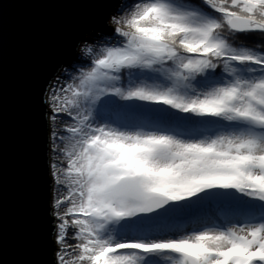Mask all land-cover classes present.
Wrapping results in <instances>:
<instances>
[{
  "label": "snow or ice",
  "instance_id": "obj_1",
  "mask_svg": "<svg viewBox=\"0 0 264 264\" xmlns=\"http://www.w3.org/2000/svg\"><path fill=\"white\" fill-rule=\"evenodd\" d=\"M107 25L45 89L54 264H264V0H122Z\"/></svg>",
  "mask_w": 264,
  "mask_h": 264
},
{
  "label": "water",
  "instance_id": "obj_2",
  "mask_svg": "<svg viewBox=\"0 0 264 264\" xmlns=\"http://www.w3.org/2000/svg\"><path fill=\"white\" fill-rule=\"evenodd\" d=\"M120 0H0V264H54L45 89Z\"/></svg>",
  "mask_w": 264,
  "mask_h": 264
},
{
  "label": "rangeland",
  "instance_id": "obj_3",
  "mask_svg": "<svg viewBox=\"0 0 264 264\" xmlns=\"http://www.w3.org/2000/svg\"><path fill=\"white\" fill-rule=\"evenodd\" d=\"M121 2H122V0L120 1V3ZM112 27H114V26H112ZM111 30L109 31V33L111 32ZM96 33H99L100 34V37L106 36V34H102L100 32H96ZM250 35L253 36V37H259V34L258 33H252ZM100 37H98V38H100ZM86 66H87V58L86 57H83L82 53H80L75 58V60L72 63H70L69 65L65 66L64 70L65 69L67 70V76L70 77L71 75L75 74L80 67H86ZM61 78H62V80H65L66 79L65 76H62ZM48 98L49 97H47V99ZM44 99H46L45 96H44ZM48 114H50V110L48 109V107L46 105V115H47L48 122H49V115ZM61 115H63V114H61ZM60 126H62V125H60L59 122H57V124L52 125V127H60ZM49 131H50V124L48 123V125H47V132H48V142H47V153H48V155H47V164H48L49 176H50L49 206H50V209H51V204H52L53 197L55 195H57V193L54 192V190H53V188H54V182H53V177L51 175V172L55 171V169L50 168V164L52 163L53 153L50 151V147H49V145L51 143V138H50V135H49ZM57 143H58V141H57ZM61 147H63V145H61ZM55 159L61 160V159H63V157L57 156V157H55ZM61 194H66V191H62ZM63 207L64 206H62L61 210H63ZM54 251H55V249H54ZM53 253H54V256H55V259H56V254H55V252H53Z\"/></svg>",
  "mask_w": 264,
  "mask_h": 264
},
{
  "label": "bare ground",
  "instance_id": "obj_4",
  "mask_svg": "<svg viewBox=\"0 0 264 264\" xmlns=\"http://www.w3.org/2000/svg\"><path fill=\"white\" fill-rule=\"evenodd\" d=\"M121 1V0H120ZM115 11H113L112 13H110V15H112L113 13H114ZM110 15L108 16V19H109V17H110ZM108 19H107V21H108ZM94 34H96V32H94ZM81 41L77 44V46H76V50H75V58L81 53L80 52V48H81ZM75 60V59H74ZM73 60V61H74ZM73 61H71V63L73 62ZM65 66L66 65H63V66H61L58 70H57V72H56V74L55 75H57V74H60L61 72H63V70H64V68H65ZM54 75V76H55ZM54 76H53V78H54ZM53 78L51 79V80H53ZM45 96V98L47 99V97H46V95H44ZM46 99H44V103H45V100ZM45 108H46V104H45ZM48 118H47V115H46V129H47V125H48ZM47 142H48V132H47ZM46 154L48 155V153H47V151H46ZM49 158V157H48ZM48 165V164H47ZM48 173H49V169H48ZM50 177V176H49ZM55 247V246H54ZM55 249V248H54ZM55 252V251H54ZM55 257V256H54Z\"/></svg>",
  "mask_w": 264,
  "mask_h": 264
}]
</instances>
